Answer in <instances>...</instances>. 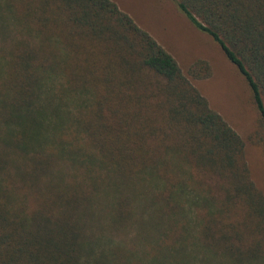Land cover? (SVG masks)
Returning <instances> with one entry per match:
<instances>
[{"label": "trees", "instance_id": "trees-1", "mask_svg": "<svg viewBox=\"0 0 264 264\" xmlns=\"http://www.w3.org/2000/svg\"><path fill=\"white\" fill-rule=\"evenodd\" d=\"M169 1L241 77L264 159V0ZM0 264H264L244 142L111 0H0Z\"/></svg>", "mask_w": 264, "mask_h": 264}, {"label": "rangeland", "instance_id": "rangeland-1", "mask_svg": "<svg viewBox=\"0 0 264 264\" xmlns=\"http://www.w3.org/2000/svg\"><path fill=\"white\" fill-rule=\"evenodd\" d=\"M111 1L174 58L208 107L241 138L251 177L264 192V159L247 142L256 115L241 77L218 46L181 16L169 0ZM198 59L208 63L210 74L204 79H191L187 76V68Z\"/></svg>", "mask_w": 264, "mask_h": 264}]
</instances>
